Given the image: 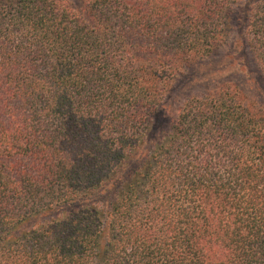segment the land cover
Instances as JSON below:
<instances>
[{
    "label": "trees",
    "instance_id": "trees-1",
    "mask_svg": "<svg viewBox=\"0 0 264 264\" xmlns=\"http://www.w3.org/2000/svg\"><path fill=\"white\" fill-rule=\"evenodd\" d=\"M238 21L264 83V0H0V264H264L258 79L143 149L161 86Z\"/></svg>",
    "mask_w": 264,
    "mask_h": 264
},
{
    "label": "rangeland",
    "instance_id": "rangeland-1",
    "mask_svg": "<svg viewBox=\"0 0 264 264\" xmlns=\"http://www.w3.org/2000/svg\"><path fill=\"white\" fill-rule=\"evenodd\" d=\"M244 0H238L242 5ZM237 14V13H236ZM242 22L231 24L225 42L209 56L176 68L162 87V102L167 106L155 109L154 125L147 131L143 149L150 151L160 135L168 131L171 120L182 103L192 97H203L219 88L221 84L233 85L248 94L252 79L264 83L257 74L249 50L241 38ZM133 164V161L130 165Z\"/></svg>",
    "mask_w": 264,
    "mask_h": 264
}]
</instances>
